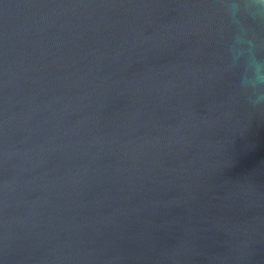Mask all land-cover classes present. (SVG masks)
<instances>
[{
  "label": "water",
  "instance_id": "water-1",
  "mask_svg": "<svg viewBox=\"0 0 264 264\" xmlns=\"http://www.w3.org/2000/svg\"><path fill=\"white\" fill-rule=\"evenodd\" d=\"M262 78L264 0H0V264H264Z\"/></svg>",
  "mask_w": 264,
  "mask_h": 264
},
{
  "label": "clouds",
  "instance_id": "clouds-1",
  "mask_svg": "<svg viewBox=\"0 0 264 264\" xmlns=\"http://www.w3.org/2000/svg\"><path fill=\"white\" fill-rule=\"evenodd\" d=\"M234 8H235V5H234ZM262 79H264V78H262Z\"/></svg>",
  "mask_w": 264,
  "mask_h": 264
}]
</instances>
